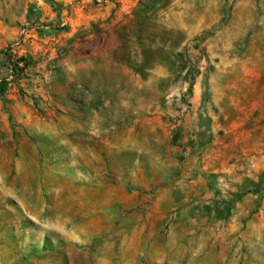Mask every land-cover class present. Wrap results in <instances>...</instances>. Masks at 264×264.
<instances>
[{"label":"rangeland","instance_id":"374dc122","mask_svg":"<svg viewBox=\"0 0 264 264\" xmlns=\"http://www.w3.org/2000/svg\"><path fill=\"white\" fill-rule=\"evenodd\" d=\"M0 264H264V0H0Z\"/></svg>","mask_w":264,"mask_h":264},{"label":"trees","instance_id":"16d2710c","mask_svg":"<svg viewBox=\"0 0 264 264\" xmlns=\"http://www.w3.org/2000/svg\"><path fill=\"white\" fill-rule=\"evenodd\" d=\"M3 81L0 82V87H2Z\"/></svg>","mask_w":264,"mask_h":264}]
</instances>
